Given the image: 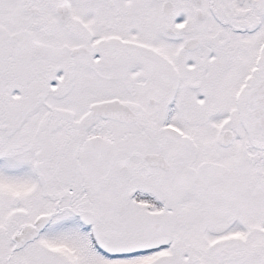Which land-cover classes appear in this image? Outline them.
Wrapping results in <instances>:
<instances>
[{"label": "snow or ice", "instance_id": "snow-or-ice-1", "mask_svg": "<svg viewBox=\"0 0 264 264\" xmlns=\"http://www.w3.org/2000/svg\"><path fill=\"white\" fill-rule=\"evenodd\" d=\"M0 264H264V0H0Z\"/></svg>", "mask_w": 264, "mask_h": 264}]
</instances>
